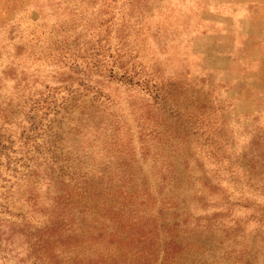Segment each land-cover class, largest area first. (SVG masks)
Instances as JSON below:
<instances>
[{
	"label": "rangeland",
	"instance_id": "rangeland-1",
	"mask_svg": "<svg viewBox=\"0 0 264 264\" xmlns=\"http://www.w3.org/2000/svg\"><path fill=\"white\" fill-rule=\"evenodd\" d=\"M0 100V264L63 211L65 261L96 216L105 264H264V0H0Z\"/></svg>",
	"mask_w": 264,
	"mask_h": 264
},
{
	"label": "trees",
	"instance_id": "trees-1",
	"mask_svg": "<svg viewBox=\"0 0 264 264\" xmlns=\"http://www.w3.org/2000/svg\"><path fill=\"white\" fill-rule=\"evenodd\" d=\"M65 52H68V48L65 49ZM65 56V55H64ZM73 73H76L75 71H72ZM72 82L64 83L62 87L64 94L60 96L59 100L57 97L55 98L53 93L48 94L46 97L39 96V98H34V100L30 99V102L27 101V97L25 98L24 91L28 87V82H25L23 86L21 87L22 90L20 93H18L17 96L14 98L17 99V106L21 107H28V112H34L38 110L39 108H45L46 112L52 111V114L54 116H57L60 112L61 114H66L68 111L73 109V107L79 106L81 102V97H83L85 94H82L78 91V88H84V91L86 88L84 87L85 84L78 82V85L76 87H72ZM14 108L11 104V101L0 100V118L2 120V123L10 124L11 123V115L13 114ZM46 114V113H44ZM2 115V116H1ZM62 115V116H63ZM29 119H31L29 117ZM3 140H1L0 136V149L4 147ZM53 164H56V159H50ZM27 167V166H25ZM79 189V195L82 197L81 199L83 202V207H80L78 209L79 217L84 218L88 215V217H91V214L93 210L95 209V214L99 213L101 214V217H103V220L105 222H108L111 218L109 215H107L106 211H99L97 210L98 206V200H96V203H91L87 200L89 198V195L91 192H89V188L82 185L81 187H77ZM80 199V198H79ZM64 200V199H63ZM71 200H65L64 206L67 205ZM81 201V200H80ZM80 201H77L80 203ZM78 205V204H77ZM101 206H105V203L101 201ZM59 211V210H58ZM70 211H72V207H67V213L70 214L72 221L73 214ZM65 213V211H63ZM61 212H58L56 216L60 218L59 224L56 222H51L47 227L43 229V231L40 232V234L33 235V240H29V247L31 254H33L37 258V264H45V257L50 256L51 259H53V262H49L48 264H105L107 259L106 257L112 258L113 252H107L109 254L103 255L100 253L99 249H97L98 243H101L102 240V233H103V227H100L102 225H97V218L96 216L93 217V220L89 221L86 225L84 224L81 228V232L79 233V244L77 245V249L75 248L73 256H69L65 261V257L62 255L63 251L59 248L60 246H53L54 241H62L61 235L65 238H67V230L70 228L67 227V224L63 222V218L65 214ZM66 230V231H65ZM171 239V238H170ZM172 240V239H171ZM113 240L108 239L107 242L110 243ZM63 243V241L61 242ZM83 244H87V247L82 246ZM80 245V246H79ZM147 249L142 248V260L136 262H133V260L129 264H147L148 263V256L150 253H152V247L148 244H145ZM144 246V248H145ZM172 247L169 250V253L176 252L178 250V245H174V243L171 245ZM91 249V250H90ZM90 250V251H89ZM141 251V250H140ZM96 253V256H93V254ZM79 255H81V258H79ZM85 260V263L84 261ZM138 261V262H137Z\"/></svg>",
	"mask_w": 264,
	"mask_h": 264
}]
</instances>
